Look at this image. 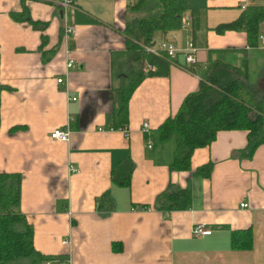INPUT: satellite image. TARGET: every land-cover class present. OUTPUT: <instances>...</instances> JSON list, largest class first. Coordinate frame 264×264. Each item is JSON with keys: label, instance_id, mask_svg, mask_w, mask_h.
<instances>
[{"label": "crops", "instance_id": "obj_1", "mask_svg": "<svg viewBox=\"0 0 264 264\" xmlns=\"http://www.w3.org/2000/svg\"><path fill=\"white\" fill-rule=\"evenodd\" d=\"M135 1L79 0L76 34L64 41L60 8L0 0V85L8 88L0 95V173L20 176L17 211L24 221L15 229L30 228L38 254L10 264H264V143L247 158V133L221 131L209 146L194 150L188 172H175L169 167L177 136L161 141L158 133L184 98L198 91L211 63L246 66L249 75L255 52L264 49L249 48L243 32L213 29L264 0H187L198 10L199 28L156 32L152 45L173 39L183 53L192 40L196 64L186 67L178 54L167 76L145 75L122 122L115 117L117 92L125 89L122 71L131 64L124 30ZM22 6L32 21L45 24L43 47L39 30L12 19ZM65 50L76 64L68 72ZM69 118V141L50 139ZM116 120L128 128V139L114 129ZM143 123L148 133L141 131ZM125 160L133 171L129 186L121 187L112 172ZM207 163L208 177L198 172ZM177 190L185 192L176 206L158 210V196ZM104 196L109 208L98 206ZM145 206L150 211L141 210ZM195 224L211 234L194 238ZM248 227L252 248L233 251L231 232ZM113 243L122 251L114 252Z\"/></svg>", "mask_w": 264, "mask_h": 264}, {"label": "trees", "instance_id": "obj_2", "mask_svg": "<svg viewBox=\"0 0 264 264\" xmlns=\"http://www.w3.org/2000/svg\"><path fill=\"white\" fill-rule=\"evenodd\" d=\"M24 1V0H22ZM21 13H13L12 19L26 22L32 28L41 32V47L46 43L43 30L45 24L32 21L22 6ZM141 7L144 14L135 21L126 23V46L129 51L138 49V62L144 57L139 49V42L151 46L156 32L166 34L180 30L181 19L189 11L192 17L191 31L199 28V13L190 8L187 0H136L129 10ZM264 22V5L247 6L232 22L223 23L213 30L217 34L227 31L243 32L247 45L256 49L261 34V24ZM147 62L156 67L155 72L148 76H167L171 62L165 57L147 56ZM146 74L138 72L125 89L117 92L118 113L116 118L124 121L127 117L128 100ZM248 70L246 66L237 68L221 61L211 63L207 67L206 76L199 83L198 91L188 94L180 104L173 117L166 119L158 128L161 141H166L171 134L177 136L174 159L170 171L188 172L194 150L209 146L221 131H243L247 133V150L245 156L250 158L257 147L264 143V134L258 133L264 124V113L255 110L256 93L245 87ZM8 88L0 85V95ZM116 128L122 127L116 120ZM212 165L207 163L198 172L208 177ZM133 171L129 160L120 163L112 172V182L121 187H128ZM185 190L164 192L157 198V208L169 212L176 206ZM20 176L18 174L0 173V264H10L22 259L37 257L32 242V231L27 227L26 232L16 231L15 225L24 221L17 209L20 205ZM109 204V206H108ZM110 201L104 196L100 208H109ZM146 207V206H145ZM150 208V207H146ZM253 244L251 228L231 232L230 246L233 251H249ZM114 252L122 251L118 243L112 244ZM41 263L47 258L39 257ZM43 262V263H44Z\"/></svg>", "mask_w": 264, "mask_h": 264}, {"label": "built area", "instance_id": "obj_3", "mask_svg": "<svg viewBox=\"0 0 264 264\" xmlns=\"http://www.w3.org/2000/svg\"><path fill=\"white\" fill-rule=\"evenodd\" d=\"M38 1H41L48 5L60 8L62 13L64 14V20H63L64 24H63V31H62L64 41H66L69 37H72L76 34L77 28L73 21V14H74V11L76 10L77 3L79 0H38ZM66 10H69L68 17L66 15ZM191 21H192V17L189 14L184 15L181 19L180 29L183 31L190 30ZM259 42H260L259 43L260 48L264 49V37L261 34L259 36ZM195 52H196V48L192 40H189V42L187 43V48L185 51H183V53H180L173 39H166V40H163L151 46H148V45L142 46V54L144 57L142 61L143 63L142 72L147 75L151 72L156 71V67L154 65H150L147 62V58H146L147 56L165 57L171 62V64H174L178 54H182L184 62L187 67V66H194L196 64ZM65 54L68 57L67 62H66V71L68 72L69 70L76 68V64L72 59L69 58L71 53L68 50H65ZM57 83L63 84V79L62 78L57 79ZM72 100L74 101L75 99H72ZM71 122H72V118H69L65 127L52 130L49 135L50 139L59 141V142H65V143L68 142L69 136L71 133V129L69 128ZM149 129H150L149 124L143 123L141 131L143 133H148ZM117 130L124 135V138L126 139L129 138V131L126 126H122L118 128ZM146 146L147 148H151V141L149 138L146 139ZM69 171L71 173L77 172V170L72 166H69ZM240 207L247 208V205L241 204ZM141 210L150 211V208L141 207ZM167 214L168 213H165L164 215L166 216ZM191 234L194 238H203L207 235H210L211 230L206 228L202 224H195L191 228ZM62 244L70 245V240H64Z\"/></svg>", "mask_w": 264, "mask_h": 264}, {"label": "rangeland", "instance_id": "obj_4", "mask_svg": "<svg viewBox=\"0 0 264 264\" xmlns=\"http://www.w3.org/2000/svg\"><path fill=\"white\" fill-rule=\"evenodd\" d=\"M132 15V21L141 18L144 14V9L141 7H138L137 9H132L131 11ZM261 35L264 37V22L261 24ZM139 44V49L142 50V46H147L142 44L141 42ZM138 49H132L130 51V67L128 69H125L122 71V82L124 88H126L129 83L134 79V74L138 72H142L143 63L137 61L138 57ZM256 57L253 58L251 61L250 67H249V75H247V78L245 81H243V85L256 93V105L255 110H260V112L264 113V51H256L255 52ZM241 67V66H238ZM143 73V72H142ZM264 134V124L262 125L258 136H262ZM37 258V257H33ZM29 259V258H28Z\"/></svg>", "mask_w": 264, "mask_h": 264}]
</instances>
